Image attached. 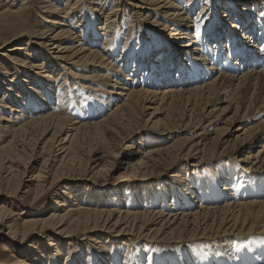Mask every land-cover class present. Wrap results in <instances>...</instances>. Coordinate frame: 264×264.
Listing matches in <instances>:
<instances>
[{
	"label": "bare ground",
	"instance_id": "obj_1",
	"mask_svg": "<svg viewBox=\"0 0 264 264\" xmlns=\"http://www.w3.org/2000/svg\"><path fill=\"white\" fill-rule=\"evenodd\" d=\"M44 1L43 11L54 13L45 30L29 27L30 16L21 12L23 6L14 9L18 0H3L1 13L15 15L19 26L9 40L26 39L10 52L27 56L17 65L36 78L28 75L20 92L14 93V83L7 77L15 74L0 66V91L2 85L6 87L0 107L5 105L12 113L0 117V171L2 181L26 176L36 183L29 207L37 206L57 181L68 177L70 191L60 192L59 200L55 199L58 208L48 216L21 218L22 234L9 222L18 216L5 211L0 231H7L12 251L10 260L0 264H45V251L55 248L56 238L30 257L31 244L25 256L14 249L45 233L67 240L92 239L94 257L101 264H264V0H193L192 7L191 2L185 5L187 0H123L134 11L138 29L145 22L157 35L154 45L139 31L143 46L138 49L132 31L126 34L127 43L119 45L111 12L96 30L83 16H76L73 0L66 1L64 15L58 6ZM94 1L90 5H96ZM75 19L79 24H74ZM101 30L103 43L96 49ZM32 45L33 51L26 50ZM76 66L86 67L88 72L78 77L94 83L95 102L87 109L83 102L77 103L71 111L66 89L57 85L56 106L46 105L49 97L53 100L54 81H59L63 70L74 74L70 68ZM40 92L48 95L47 102L40 101ZM45 132L51 136L39 148ZM174 133L184 135L172 138L169 134ZM148 135L158 139L146 144L143 139ZM28 141L39 148V154L48 153L41 162L45 167L35 172L32 162L13 172L17 161L12 159L20 160ZM70 171L104 176V180L116 176L115 201L104 192L94 204L83 207L73 194L72 182L79 179ZM49 179L51 183L45 185ZM126 182L143 192L135 195L130 208L120 193ZM157 184L160 197L150 192ZM16 186L10 193L13 198L18 197ZM119 243L158 245L169 255L164 260L154 255L127 259L120 255Z\"/></svg>",
	"mask_w": 264,
	"mask_h": 264
},
{
	"label": "rangeland",
	"instance_id": "obj_2",
	"mask_svg": "<svg viewBox=\"0 0 264 264\" xmlns=\"http://www.w3.org/2000/svg\"><path fill=\"white\" fill-rule=\"evenodd\" d=\"M22 1L23 0H18V3L16 4V8H14V9L16 10V9H18V8L23 6V9L20 8L21 12H23L22 10H24V13L25 14L28 13L27 15L30 16L29 17V23H30L29 27H31V28L33 27V28H37V29L39 28V29H43V30L48 28L50 24L47 21L53 18L54 13H50L49 11L48 12H44L45 11L44 7L47 6L45 1L44 0H24L23 2ZM49 1H50V5L51 6H58V9H61V15L65 14V13L64 14H62V13L65 12V10H67L64 5H65L66 1H68V0H49ZM59 1H60V3H59ZM70 1H72V0H69V2ZM92 1H94V0H92ZM94 2L96 3V5H90L91 0H82V1L81 0H73L72 1V4L75 3L76 4V8L78 7L76 9L77 10L76 11L77 12L76 16L77 17L78 16H83L84 17L83 18L84 21H86V23L90 24V27H94L95 26V28L97 30V28L102 26L103 23L105 22L104 21V15L109 13V12H111V19L110 20L113 21L112 22V24H113L112 25V30L114 28V30H115L114 36H116V38L118 39V42H119L120 46H121V44H124L125 42L127 43V39L128 38H127L126 34L128 32H130V31L134 32L133 35L136 36V38H137V36L138 37L140 36L139 38H142V36H144V37H146L149 40L150 43L153 42L154 45L156 43H158V40L156 39L157 35H155L153 33L154 30L152 29V27L150 25H148L145 22L144 23L142 22V23H140L142 28L138 29L137 24H135L133 22L134 19H133L132 12H134V11H132V9L130 8V4H125L123 2V0H101V1L100 0H98V1L95 0ZM189 2H191L189 4V7H192L193 0L192 1H189V0L184 1L185 5L187 3H189ZM22 3H24V5ZM2 5H3V0H0V66L7 67L8 70L11 71L9 74H12V73L15 74L16 77H14V78L12 76L7 77L8 81H10V80L13 81L14 88L12 89V91L15 93L16 91L20 92V89H18V88H21V85H22L21 81L23 79L27 80L28 75L31 77V79L34 78V77L36 78V74L30 72V70H25L21 66L17 65V64L20 63V59L21 58L25 59L27 56L25 57V55H22V57H21V55L18 54L19 51H17V53L10 52V49H13L14 47H16L17 44H22V43L26 42V39L25 38H20L18 40L13 41V42H11V39L9 40V38H12V36L17 32V28L19 26H17V24L15 23L16 22L15 21L16 20L15 19V17H16L15 15H12V17H11L12 19H11L9 17L11 15H8V14L4 15V14L1 13L2 11H4ZM199 6H201V5L199 4ZM199 6H197V9L199 8ZM62 10H63V12H62ZM198 10H200V9H198ZM196 13H198V12H196ZM5 16H7V17H5ZM13 16H15V17H13ZM218 16H219V18L220 17L222 18L223 17L222 12ZM7 20H9L10 22H8ZM74 21H75L74 24H76V25L79 24V23H77L76 19ZM9 24H11V25H9ZM102 31L103 30L97 31L99 33L98 34L99 43H98L96 49L100 48V46L103 43V36L100 35L102 33ZM139 31H142L141 32L142 36L140 35ZM86 37H87V35H86ZM165 38H167V37H165ZM142 46H143V43H140V41H138V38H137V40H135V47L136 48L137 47L141 48ZM33 47L34 46L32 45L28 49V46H26V50H31L32 49L31 51H33ZM36 50H37V52L38 51L42 52L38 48ZM25 52L26 51L20 52V53L24 54ZM27 54H28V52H27ZM120 55H121V52H118L116 56L119 58ZM183 58H184V56H183ZM38 61H42V60L38 59ZM36 62L37 61H35L34 63H36ZM80 67L81 66H76V67H71L70 68V70H74L75 77L76 76L80 77V76H82V74H86L88 72L86 67H84V66H82L81 68ZM36 71L37 70H35L34 72H36ZM2 73H3V70L0 69V74H2ZM16 73H18V74H16ZM70 73H69V70H66V71L63 70L62 74H61V77H59L60 78L59 81H57V82L54 81V84H53L54 88H53V90L51 92V97H52L53 100H51L50 97H49V101H48V99L45 100L48 97V95L47 94H43V93L40 92V94H42L41 98L43 99V100H40V101H44V102L48 101L47 102L48 104H46V105L53 104V102H54L53 105H55L56 104L55 97L57 95L56 91H58L59 87L63 88L62 86H64V89H66L65 93L67 92L66 96H68L67 105L70 106V107H68L69 110H71V111L74 110L75 104L82 103V102H83V104H85V105H83L84 109L89 108V106L92 103L95 102L94 98L97 97V94H96V96H94L95 92L92 91V89H91L92 86L94 85V83H93V85H92V83L90 85V84H88V81L84 80L83 78H79V77H78L79 79L78 78H74V76H73L74 74H72V73L70 74ZM24 77H26V78H24ZM63 78H65V79L63 80ZM60 81H61V83L63 81L64 84L62 83L63 85H60ZM5 83H6V81H5ZM10 85H12V84H10ZM18 86H20V87H18ZM99 86H100V88L102 87L101 83L98 84V88H99ZM1 87H2V90L0 91V95L4 92L3 88H6V87H3V85ZM61 88L59 90H61ZM22 91L25 93L27 91V89H23V87H22ZM40 91L43 92L42 89H40ZM52 94H54V95H52ZM71 94H73V95H71ZM10 95L13 98V95L12 94H10ZM74 96H75V98H74ZM27 98L28 97H26L24 99V102H27V100H28ZM4 106L0 107V109H2V110H0V117H4V119H5V118L11 116L12 113H10V111H9L10 109L4 108ZM45 110H46V108H45ZM51 132H48V133L45 132L44 135L42 137H40L41 140H39L40 138H38L39 141L38 140L37 141L39 143V145H38L39 148H40V146L42 147L43 144H46L48 142L49 137L51 136ZM169 135H172L171 136L172 138H180L184 134H176V133H174V134H169ZM145 137L146 138L143 139V141L146 144L151 143V142H153V141L158 139V136H155V135H148V136H145ZM169 139L170 138L168 137V138L165 139V141H167ZM0 142H2V140H0ZM26 143H27V145L25 146L26 148L24 150H21L20 153H19V155H21L20 160L12 159L13 161H17V163L15 162V164H12L14 166V168H15L13 172L23 171L24 167H27L32 162H34L33 164H34V167H35V170H34L35 172H37L40 167H42V166H43V168L45 167V165H42L41 162H42V160L44 158H47L48 153L44 152V153L41 154V151H40V154H39V152H38L39 148L37 146L33 147L31 145V144H33L32 141H30V142L28 141ZM28 144H29L30 147L28 146ZM37 152H38L39 155H36ZM12 156H13V154L11 152L9 154L8 158H10ZM39 156H40V158H39ZM51 158H53V157L48 158V160L46 162L47 164H49L51 162ZM46 167H48V166H46ZM184 167H187V166L184 165ZM63 171H64V174L65 173L67 174L69 172L67 168H65ZM74 171H70L71 174L74 173ZM121 171H123V170H121ZM179 171H180V169L178 170V172ZM184 171H186L184 174L187 175L188 177H190V174L188 173V171L187 170H184ZM88 172H90V171L88 170ZM88 172H86V173L84 172V173L81 174V172L79 173V171H76L74 173L75 175H73L76 179H79L77 181L72 182V184L76 186L75 189H73V191H74L73 194L74 195L76 194L74 197L77 198V200L81 199L80 202H83V204H84V205L82 204V206L83 207L87 206V202H91V203L93 201L96 202L97 196L101 197V195L104 192L106 193L107 196H109V199L115 201L114 199L116 198V196H114L115 193H114L113 190L116 189L119 186L118 183H117L118 179L116 180V176H112V179L104 180V178H105L104 176H101L100 178H98V176L96 177V175H94V176L93 175H89ZM89 176L91 178L92 177L93 178L90 180L88 178ZM2 177H4V176H3V174L0 171V181H1L0 182V206H1L0 209L3 210V208H4L3 214L2 213L0 214V222L4 223L2 221L5 220V218L7 216V215L5 216V211L6 212H8V210L13 211V214L17 215L18 218H16L14 216V218H10L9 219V222L12 224V226L14 228L17 229V231H21L20 232L21 234H22V232L24 230L23 225L21 226V224H20L21 218H26V219H31V218L35 219L36 218L37 219V218H39V216H40V218L48 216L49 212H51L53 210H57L58 206L55 204V201L59 200L58 196H59L60 192H62V193L65 192V194H67V192L70 191V190L69 191L67 190L68 187L66 186L69 183H71V182H67L66 181V180H68V178H69L68 177L67 179H63V180L57 181L59 184L53 186L51 191L49 190L48 193L46 195H44L45 199H43L41 202H39L37 204V206H35L36 208L35 207H29L28 205L30 204V202H32V200H33L32 196L34 194V191L36 190V183L33 182L31 179L28 180V177H26V176L24 178L23 177L17 178L16 180H12L11 179L8 182L2 181ZM194 177L197 179L198 174H197V176L195 174L193 176V178ZM87 180H89V181H87ZM48 183L49 184L51 183L50 179H49L48 182L46 181L45 185H49ZM17 184H19V187H20L19 190H18L19 193L17 192V196H18L17 198L18 199L17 198H13L14 195L12 196V194H10V193H13V191L15 190V187H17L16 186ZM103 184H106L108 186L105 187V186H103ZM120 188H123V191H120V193L122 194V196H125V200L127 201V203H128L127 206L129 208L133 207V200H134L135 195H137V197H139V195L143 193L138 188L135 187V183H131V182L130 183L129 182L124 183L123 185H121ZM165 189L168 190V187L165 188ZM82 190H83V192H82ZM32 191H33V193H32ZM132 192L134 194H132ZM150 192H152L154 194V196H155V194H157L156 196L160 197L161 189L159 187V184H157L153 188H150ZM145 193H147V192H145ZM83 195L85 196V198H84ZM11 196H12V198H11ZM76 196H78V197H76ZM93 197H94V200H93ZM84 200H85V202H84ZM78 202H79V200H78ZM94 202H93V204H94ZM67 204L70 205L72 203H70V202L68 203L67 202ZM151 207H154L153 203H151ZM61 209H63V208H61ZM21 212H23L22 213L23 215L21 214ZM31 213H33V215ZM57 213H62V212L59 211ZM6 233H7L6 230L5 231H3V230L0 231V261L10 260V258L8 256H10V253L12 251L11 248L9 247L10 244H8L9 241H7V239H6V235H5ZM55 236L56 235L54 233H51L50 236L48 235V233L47 234L45 233L41 237L40 236L32 237V238H30L28 240V242L24 246L23 245L22 246H20V245L19 246H15L14 249L16 251H18L21 256L22 255L25 256L26 255L25 249L29 248L27 245L31 244V246L33 248H29L30 254L28 255V257H30V255L33 256L32 254L35 251H37L39 248H42V250H45L46 248H48V245H49L48 241L56 238L54 241H52L53 245H54V243H56L54 245L55 248H53V249L52 248H48V250L45 251L46 256H45V259L43 260V262L45 264H49V263L50 264H78L80 262H83V264H89V261H92L91 264H101L100 263L101 261L95 259V257H94L93 249H92L94 246L92 245V239L81 240L82 237L77 236V237H71L70 239L67 240V239H64V237H60L59 235H57L56 237ZM88 236H92V235H88ZM86 238H87V236H86ZM57 239H61V240L58 241ZM105 239H103V240H105ZM18 240H20V239H18ZM108 243L111 244V241L108 242ZM60 244L62 245V247L60 246ZM118 246L122 250L120 255L121 256H125L126 255L125 258H127V259H133L135 257L141 258V257H144V255H148V256L154 255L157 258H161V259L163 258L162 260H164L165 257L167 258V256L169 255V251L165 252V250H161L162 249L161 246L155 245L156 246L155 247V246H153V244H150V245L146 244L143 247V246H140L138 244H133L132 246L131 245L122 246L119 243ZM195 247L196 246H194V248ZM143 251H144V253H142ZM194 251H195V253H197L196 249H194ZM56 254H58V257H55ZM50 256L52 258H51V260H48L47 258L50 257ZM84 256H86V257H84ZM118 258H119V256H118ZM27 262H29L28 259H26V263Z\"/></svg>",
	"mask_w": 264,
	"mask_h": 264
},
{
	"label": "snow or ice",
	"instance_id": "obj_3",
	"mask_svg": "<svg viewBox=\"0 0 264 264\" xmlns=\"http://www.w3.org/2000/svg\"><path fill=\"white\" fill-rule=\"evenodd\" d=\"M199 30H200V26H199V24H197V26H196L197 33H199ZM262 51H264V49H262ZM217 255H219V254L217 253Z\"/></svg>",
	"mask_w": 264,
	"mask_h": 264
}]
</instances>
